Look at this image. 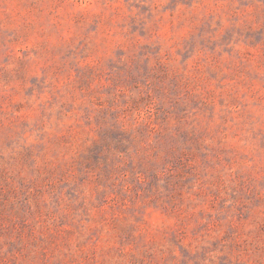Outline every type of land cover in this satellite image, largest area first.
Instances as JSON below:
<instances>
[{
    "label": "rangeland",
    "instance_id": "374dc122",
    "mask_svg": "<svg viewBox=\"0 0 264 264\" xmlns=\"http://www.w3.org/2000/svg\"><path fill=\"white\" fill-rule=\"evenodd\" d=\"M0 264H264V0H0Z\"/></svg>",
    "mask_w": 264,
    "mask_h": 264
}]
</instances>
